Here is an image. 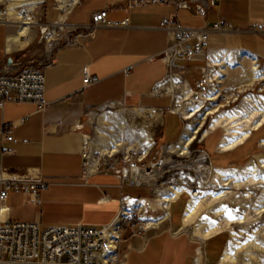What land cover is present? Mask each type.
<instances>
[{"label": "crops", "instance_id": "0c3cea01", "mask_svg": "<svg viewBox=\"0 0 264 264\" xmlns=\"http://www.w3.org/2000/svg\"><path fill=\"white\" fill-rule=\"evenodd\" d=\"M103 8L109 20L127 17L128 24L91 27L92 12ZM165 17L183 28L207 29L208 49L238 50L264 60V38L257 31L264 27V0H77L65 22L72 31L33 50L27 49L36 36L30 41L33 29L9 41L16 29L0 21V74L38 67L45 76L43 108L11 100L0 108L1 175L45 184L37 188V199L11 189L4 219L36 222L41 228L99 226L140 195L115 168L100 164L85 170L83 145L96 111H102L95 113L98 124L108 120L118 132L130 122L134 139L104 130L90 141L94 152L100 134L137 146L144 140L162 147L179 138L180 117L171 95L162 91L169 73L163 54L172 39L171 31L160 26ZM86 74L97 80L85 84ZM138 114L149 115L153 124L146 140L131 124ZM239 152L219 155L236 160ZM190 241L163 233L127 238L125 264L131 259L132 264H188L197 247Z\"/></svg>", "mask_w": 264, "mask_h": 264}, {"label": "rangeland", "instance_id": "374dc122", "mask_svg": "<svg viewBox=\"0 0 264 264\" xmlns=\"http://www.w3.org/2000/svg\"><path fill=\"white\" fill-rule=\"evenodd\" d=\"M58 4H60L58 0H47L43 4L38 3L29 8H23L24 12L28 14L30 19L33 20L35 24L29 26L28 29L29 34L31 32V29H33V34H30V41H32L34 35L36 36L35 39L27 45V49H43L44 46L49 43L44 41V39H42L41 36L37 34L38 26L41 23L50 22L56 17L57 12L52 7ZM15 10L20 9L16 8ZM11 20L12 19L9 17H3L0 19L1 22L12 25L13 22ZM25 40L27 39L25 38ZM208 46L209 45L206 44L204 53L194 60L181 62L178 67H173L172 65H169V73L165 79V83L162 86V91L164 93H168L173 98V110H175V113H177L180 117V136L183 133V129L189 120L185 119L182 116V114L176 109L174 103L180 100L182 95V87L185 81L189 84L192 90V99L198 98L199 93H203L206 91L207 83L204 77L207 72L206 64L208 63V52L210 50L208 49ZM242 55L243 57L240 59V61L241 64H243L244 66L248 64V62H250V59L248 55ZM192 63L194 64L192 65ZM256 63H258L259 68H261V65L264 63V60L258 58L256 60ZM243 71L244 69H241L240 67L226 68V72H224V75L220 77L221 81L216 82L214 80V88L216 90L217 97L215 99L208 100L205 107L214 108L216 106L217 112L223 109L238 106L241 103L243 93L238 91L236 84L241 79ZM199 81H203L202 88L199 86ZM260 88H262V91H259ZM195 93H197V96ZM246 93H251L254 96L264 95V80L255 81L252 85L247 88ZM184 102L185 100L181 101V103ZM113 111H116V109H113ZM96 112L101 113L102 111ZM95 113L92 114L91 119L89 120L88 125L86 127L87 133L89 135V140L92 143H94V137L97 135L98 132H103L104 130H107V132H109L111 135L117 134L118 131L113 126L112 122L106 120L105 123L98 124L96 121ZM147 116L149 117V115L138 114V116L136 118H133L131 121L132 125L134 124L135 126H138L137 128H140L142 136H145V134L147 136L150 135L149 130L153 125L152 121L147 119ZM212 116L213 113H208L206 115L201 125V128L199 129L198 133H196V137L187 146L185 152L181 153L178 150H170V144L176 143L180 136L176 141L170 142L162 147L153 145L151 146L149 143H146L144 140H142L140 142V145H138L137 150H135V147L127 148V160L123 161L124 164H128V161L136 162L137 165L140 167L141 174L145 176L141 178V184L137 187L141 190L140 195H137V198H129V200L134 199L133 203H125L122 205L123 209L126 210L125 213L127 219L131 221H136L138 225L141 224L143 226L144 230L141 231V234L139 235L145 236L155 233H163L164 235H171L173 237L182 236L184 238H190V243L192 244V246H197L202 250L204 264H214L216 262L222 246L227 241L228 232L224 231L221 235H218L208 240H202L198 237H191L189 235L191 232L190 228H185L181 232L173 233V228L176 225L175 213H179L181 211L182 205L185 200L190 197H197L202 191L207 190H212L214 192L218 190L228 191L229 195H243L244 192L249 191V199L253 200L255 197L259 196L262 190L264 191V183H259L256 185H246L245 188L237 189V187L234 186L233 183L235 181H243L245 179L244 173L242 174L241 171H238L236 173H232L231 171H229L225 173L226 175L231 176V178H235V181H231V184L228 183L224 185L219 180L213 179V168H215L216 170L235 168L239 165L244 164V162L251 158L253 153L259 152L264 154V146H260L259 144V140L264 137V124L258 127L257 129L252 130L250 132V135L243 141V143L237 145L232 150L220 152L216 150V143L222 134L221 128L216 127L212 130H209L206 136L200 137L202 131L208 128L209 120ZM196 122L197 121L193 119L192 123L195 124ZM126 123L127 130H121L118 133L121 135V138L129 137L131 140H133V135L128 128V123L130 122L127 121ZM247 140L248 142L246 146L244 145L242 147H239L240 145L244 144ZM233 151H240V157L236 160H232L231 158H227L226 160H224L227 155H219L228 154ZM143 152L145 157L138 161L137 157L140 155V153ZM98 154L101 155L100 152H96V155ZM123 155L124 154H122V152L117 153L115 158H118L120 159V161H122L121 157H123ZM178 186H183L184 188H187L188 191H184L181 194L180 199L172 206L171 216L165 219L157 227L145 228L144 223L148 221V219H145V217L152 215L160 216L163 210L159 206H156V208L151 209V207L138 203V200H140V198H148L150 200H154L161 195H166L170 193L171 187ZM192 191L198 192V195L191 196L189 192ZM249 199H239L235 201V204L231 202V199L219 198L216 202L212 204V209H209L207 216L211 221H213L216 218L214 211H216L220 206L226 203L228 204V206L226 207L227 211H225V213L228 217H235L241 215L243 210L242 208L244 205H249L250 208L254 205ZM134 203L138 204L134 205ZM253 218L254 219H252V221L247 224L242 223L240 225H236L235 222L230 224L231 229L240 232L239 237L237 239H234V241L242 240L245 235H249L252 238L254 237V239L256 240L261 237L262 233L264 232V215L260 217V215L257 216L254 214ZM124 228V240L121 243L120 252L126 255L128 249V247L126 246L127 238L139 236L133 234L131 232V229L126 225ZM262 245H264V243H262ZM135 254L136 253H134V255ZM256 259L257 261L259 260V263L264 264V256H256ZM121 260L123 261V257H121ZM124 260H126V258ZM129 261L130 262H128L127 264H132V259Z\"/></svg>", "mask_w": 264, "mask_h": 264}, {"label": "bare ground", "instance_id": "6f19581e", "mask_svg": "<svg viewBox=\"0 0 264 264\" xmlns=\"http://www.w3.org/2000/svg\"><path fill=\"white\" fill-rule=\"evenodd\" d=\"M43 0H8L5 6V10L2 13L1 18L9 17L15 27V32L9 35V41H18L20 36H26L29 26L35 25L34 21L30 19L23 8H29L40 3ZM77 0H58L60 7H67L69 4L76 2ZM19 8L20 10H15ZM37 24V22H36ZM238 50L229 49H210L208 52V63L206 64L205 80L207 83L206 91L199 93L198 98H191L192 90L189 84L185 81L182 87V95L180 100L174 103L176 109L182 114V116L189 120L183 129L178 141L174 144H170V150H178L183 153L186 151L187 146L192 142L198 133L203 120L208 113H213V116L209 120L208 128L202 131L200 137L206 136L209 130L216 127L222 129V134L217 141L216 150L220 152L229 151L235 148L237 145L243 143V141L250 135V132L257 129L264 124V95L254 96L251 93H246L247 88L255 81L264 80V63L259 68V64L256 63L257 57L248 55L250 62L244 65L241 64L240 59L243 57ZM237 65V66H236ZM217 67V68H215ZM241 68L244 69L242 77L236 84L238 91L243 93L241 103L238 106H234L228 109L217 111V107L207 108L205 107L208 100L215 99L217 97L216 90L214 88V80L220 82V77L226 72V68ZM216 69V70H215ZM215 70V71H214ZM213 71V72H212ZM259 91H262L260 88ZM189 99V100H188ZM185 100L184 103L181 101ZM194 102V103H193ZM193 119L197 122L192 123ZM147 135L143 136L146 140ZM86 138H89L86 135ZM100 143L95 144L94 148L97 152H100V156H106L109 158H115L117 153L122 152L123 157H126L127 148L135 147L137 145L123 142L116 137H109L103 134L99 135ZM90 147L88 155L90 157L91 152H94L93 146L90 140L86 141ZM260 146H264V137L259 140ZM145 157L144 152L140 153L137 157L141 160ZM97 165V161L90 163V169ZM136 170L137 168H132ZM213 179L219 180L222 184H231V181H235V178L226 175V172L231 171L236 173L241 171L244 173L243 181H235L233 184L238 188H245L246 185H256L264 183V154L253 153L251 158L244 164L230 169H215L213 168ZM138 175L143 176L139 171ZM184 191H188L183 186L171 187L170 193L161 195L156 199L140 198L138 203L151 207V209L159 206L163 211L160 216H148V219L144 223V227H157L165 219L169 218L172 214V206L180 199L181 194ZM191 196H197L198 192H189ZM249 191L244 192L243 195L235 194L229 195L228 191L218 190L216 192L212 190L202 191L197 197H190L185 200L182 205L181 211L175 213L176 225L173 228V233L183 231L185 228H190V236L198 237L202 240H208L221 235L224 231L228 232V238L225 244L222 246L218 258L214 264H262L257 261L256 256H264V232L261 237L254 239L249 235H245L242 240L234 241L240 235L239 231H234L230 228V224L235 222L236 225L242 223L247 224L252 221L253 215H264V191L262 190L258 197L253 200L249 199ZM219 198L231 199L232 203L239 199H249L254 204L251 208L249 205H244L242 214L238 216L228 217L225 211L228 204L220 206L214 214L216 218L211 221L207 213L209 209H212V204ZM134 199L129 200L126 204H131ZM137 203V204H138ZM134 203V205H137ZM236 204V203H235ZM126 210L123 207L120 210V214H126ZM254 212V214H253ZM5 211L2 210V217H4ZM248 221V222H247ZM243 234V233H241ZM258 253V254H257ZM256 255V256H255ZM253 262V263H252ZM188 264H204L203 252L197 247L196 255L188 260Z\"/></svg>", "mask_w": 264, "mask_h": 264}, {"label": "built area", "instance_id": "2783aa9c", "mask_svg": "<svg viewBox=\"0 0 264 264\" xmlns=\"http://www.w3.org/2000/svg\"><path fill=\"white\" fill-rule=\"evenodd\" d=\"M45 1L47 0L41 1L40 4ZM7 3L8 0H0V16ZM74 4L75 2L69 4L68 8L53 6L57 12L56 19L39 24L37 34L46 42L66 37L72 31L65 26L66 16ZM197 9L199 10V7ZM102 24L127 25L128 18L125 17L121 21L109 20L106 8L92 12L91 27L95 28ZM160 26L172 33V39L163 54L169 65L178 67L181 62L194 60L204 53L209 35L207 29L183 28L168 17L161 20ZM213 28H218V24L215 23ZM257 29L264 38V27L259 25ZM96 80V77L88 74L83 78L85 84ZM199 86L202 88L203 81H199ZM44 90L45 76L42 68L28 67L13 75L0 74V108L7 100L32 102L38 108H43ZM5 137L7 140L11 139L10 135ZM89 151L91 147L85 142L83 145L85 170H89L90 163L96 160L97 166L103 164L115 168L122 182L140 186L142 177L138 175L140 167L136 162L128 161V164H124L127 156L121 157L120 161L118 158L96 155V152H91L89 157ZM133 167L137 169L133 170ZM39 186L45 187V184L3 177L0 162V264H125L126 255L120 252L125 225L138 236L144 228L136 221L128 220L126 214H120V211L111 221L99 226L74 224L41 228L36 222L10 221L2 217V210L7 209L3 204L11 189L32 193L34 199H37L36 191Z\"/></svg>", "mask_w": 264, "mask_h": 264}, {"label": "trees", "instance_id": "16d2710c", "mask_svg": "<svg viewBox=\"0 0 264 264\" xmlns=\"http://www.w3.org/2000/svg\"><path fill=\"white\" fill-rule=\"evenodd\" d=\"M247 142H248V140H247L244 144L240 145L239 147H242V146H244V145L246 146ZM239 147H238V148H239Z\"/></svg>", "mask_w": 264, "mask_h": 264}, {"label": "water", "instance_id": "95a60500", "mask_svg": "<svg viewBox=\"0 0 264 264\" xmlns=\"http://www.w3.org/2000/svg\"><path fill=\"white\" fill-rule=\"evenodd\" d=\"M28 67H25V69H27ZM196 94V96H197V93H195Z\"/></svg>", "mask_w": 264, "mask_h": 264}]
</instances>
